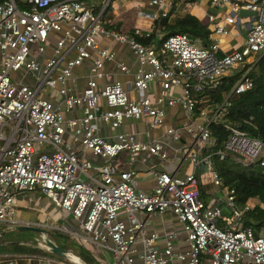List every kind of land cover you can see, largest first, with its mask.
<instances>
[{"label":"built area","instance_id":"obj_1","mask_svg":"<svg viewBox=\"0 0 264 264\" xmlns=\"http://www.w3.org/2000/svg\"><path fill=\"white\" fill-rule=\"evenodd\" d=\"M111 1L100 10L86 0H0V226L20 225L14 219L18 196L39 191L79 227L55 230L81 247L107 252L113 264H264V231L256 237L244 226V216L258 203L237 204L235 190L224 187L211 165L213 157L223 160L229 152L243 165L264 169V140L226 124L221 146L202 155L215 147L210 126L221 121L233 97L253 88L250 72L264 57V0H209L205 11L202 0H131L137 20L148 24L128 32L103 23ZM196 9L204 11L206 23L214 28L208 47L183 34L162 40L160 32L158 45L142 42L155 35L162 20L170 24ZM241 10L255 14L247 16L250 23L239 15ZM230 28L247 30L245 41L224 51ZM99 37L110 45L100 46ZM113 43L130 51L137 63L133 72L117 60ZM89 60L86 85L79 90L72 71ZM107 64L114 71L106 72ZM18 72L23 75L15 81ZM240 72L221 103L196 107L195 95ZM118 74L132 76L131 86L117 80ZM26 76L33 78L32 84L25 83ZM101 80L106 83L100 87ZM154 82L160 84L157 94L150 88ZM43 92L57 93L59 103L53 105ZM174 107L180 109L183 124L164 128L157 139L142 142L121 131L108 141L100 134L102 125L118 130L128 121H145L149 136L163 128L167 109ZM82 108L86 113L80 118L63 116ZM166 138L182 144L191 173L159 171L151 193L137 191L135 171H117L114 160L126 153V164L132 165L146 153L165 161ZM200 170L222 189L220 204L203 199ZM166 211L181 225L185 252H174L176 233H164L159 247L160 234L147 231L153 216ZM226 216L231 220L216 226ZM34 248L48 255L34 256L42 264H72L48 253L40 236ZM13 256L32 261L31 255Z\"/></svg>","mask_w":264,"mask_h":264},{"label":"crops","instance_id":"obj_2","mask_svg":"<svg viewBox=\"0 0 264 264\" xmlns=\"http://www.w3.org/2000/svg\"><path fill=\"white\" fill-rule=\"evenodd\" d=\"M129 2L130 1H128V4H131ZM202 2L206 3V0H202ZM129 7L131 9L132 5H129ZM241 17L244 18L245 20L247 19V16H241ZM139 22L148 24L147 22L141 21V20H139ZM135 27H138V26H135ZM142 28H147V27H142ZM116 29L121 30L123 32H128V31H132L133 28L132 29L127 28L123 30L122 27H119ZM230 30H231L230 36H228L225 40H223V46L225 45L226 47V43H228L227 44L228 49L225 50L224 48H222L224 51H229L231 49L239 48L243 45L245 41V35L243 34L242 30H240L239 32H237L235 28H230ZM98 43L100 46H108L110 45V40L104 37H99ZM111 46H112V49L116 51L117 60L124 61V63H128L130 65L131 71L133 72L137 67V63L134 60L133 56L131 55L130 51L127 48L117 45L115 43H113ZM90 62H91L90 60L85 61L81 67L75 68L72 71L73 76L76 77L74 83L75 85H77V89L79 88V90L85 87L86 85V77L88 74ZM114 69L115 68L113 64H107L105 66L106 72H112L114 71ZM115 78L121 81L122 83L128 84L129 87L131 86L132 76H125V75L118 74L115 76ZM25 80L31 81V83H28V84H32L33 79L30 78V76L29 77L27 76ZM79 80L82 81L83 83L79 84ZM69 83L71 84L72 82L70 81ZM105 83H106L105 80H101L99 82V86L101 87ZM159 86L160 84L158 82H154V84L150 86L154 94H157L159 92L160 90ZM49 94H55V96L58 95L55 92H47L44 96L45 97L48 96L49 98ZM129 96L130 98L134 100L137 99L135 92H133L132 90H130ZM85 113L86 111L82 108V109H76L75 111L69 112V113L64 112L63 116L65 119L80 118ZM182 124H183V118L181 115V111L178 107H174V108L167 109L166 117H165V125L163 126V128L155 130L156 134L154 136L151 135V131L149 133V136H146L144 134L147 129V127L145 126V121L144 122L143 121H140V122L131 121L129 123L127 122L123 127H121V129L116 130V132L120 133L121 131H125V132L134 133L137 140L143 142V141H146L148 137L152 139H157L163 133L164 128L179 126ZM141 125L143 126V130L139 131V126ZM109 130L111 129L108 126L102 125L100 134L106 140L113 141L116 133L113 135H108L107 132ZM185 139L186 138L184 137L183 140ZM166 141L168 142L169 146L166 147V149L168 150V159L165 161L160 160L158 157L143 153L137 157L136 161L132 165H127L126 164L127 159H128L127 154L122 153L118 156V158L114 160L113 166L117 171H125V170H130V169L135 171L136 190L143 192V193H151L152 190L155 188L154 173H157L159 171H166L171 174L175 173L178 176H184V175L190 174L192 171V166H191L190 161L185 157L187 152L181 146L182 144L173 143L168 138H166ZM88 157L92 160V162L94 160L93 163H96V164L100 163V160H98L94 156H91V154L90 156L88 154ZM185 162L189 164V167L186 168V166H184ZM199 173H201L199 177V184H200V191H201L202 197L205 198L210 205L220 204L224 197L222 189L215 187L210 182L208 175L203 173L202 170H200ZM48 204H49V207L46 208ZM62 214L63 213L59 209H57L50 201H48V199L44 195H42V193H40L39 191H36L33 193H25V194L18 196L17 202H16V213H15L14 219L18 221V224H20V226H30V227L38 228L44 231L48 235V237L52 240V238L50 237V234L52 233V231L55 230V227H57L56 225H59V226L62 225L60 223L58 224L56 223V221L59 220ZM38 216L45 218V222L40 223L37 219ZM51 227H53L54 230L51 229ZM78 228H79L78 224L74 222V225L70 229L78 230ZM147 231L148 232L156 231L160 234V239L157 241V244L159 247H163L164 245V240H163L164 233H176L177 238H175V240L173 241L174 252L187 251L185 235L182 231L181 225L177 221L176 217L170 211L164 212L161 216H153V218L150 221V225L147 227ZM2 237L3 236H1V238ZM94 249H97V248H94ZM94 249H92L91 251H93ZM108 256H109V259H111L109 254ZM98 264H105V263L101 262ZM136 264H139V262H136ZM174 264H180V263L175 262Z\"/></svg>","mask_w":264,"mask_h":264},{"label":"trees","instance_id":"obj_3","mask_svg":"<svg viewBox=\"0 0 264 264\" xmlns=\"http://www.w3.org/2000/svg\"><path fill=\"white\" fill-rule=\"evenodd\" d=\"M208 1L206 0V2ZM199 11L202 12L201 10ZM105 12L108 17L113 16L110 7H107ZM195 12L184 15L170 24L162 20L160 27L158 28L157 26L155 30V35L142 42L145 45H149L151 42L154 43L153 38L156 37L157 32H160L162 40L172 35L183 34L193 39H198L201 47H208L212 42L214 28L195 15ZM240 75L241 72L222 77L215 88H205L195 95L196 107H209L221 103ZM250 77L254 83L253 88L233 97L221 121L210 126L211 139L214 141L215 147L204 150L202 155H205L208 150L212 151L221 146L227 136L224 128L226 124L238 127L240 131L252 138L264 140V57L251 70ZM200 99H204L205 103H200ZM213 158L217 160V165L213 169L222 179L224 187L235 190L236 203L239 205H245L249 201L258 203L244 216V226L251 228L254 235L258 237L264 231V169L256 164L243 165L237 162L238 157L235 154L229 152L225 154L223 160H219L216 157ZM53 242L55 241L53 240ZM55 244L76 255L86 264H98L90 256V252L84 250L83 247L78 246L70 239L68 242H55ZM10 252L2 259L1 264H27L26 260L15 259L12 256L15 254H36L40 250L22 245H13ZM30 264L38 263L32 260Z\"/></svg>","mask_w":264,"mask_h":264},{"label":"rangeland","instance_id":"obj_4","mask_svg":"<svg viewBox=\"0 0 264 264\" xmlns=\"http://www.w3.org/2000/svg\"><path fill=\"white\" fill-rule=\"evenodd\" d=\"M106 1L107 0H86V2L89 5H93L97 9H100V10L105 5ZM128 1H131V0H112L111 1V4H110L109 7L111 9V12L114 15L110 16V17H108L106 15L105 18L103 19V23L107 27H109V28L122 27L123 30H124V29H127V28L132 29L135 26H138V27L140 26L141 28L147 26L146 23H142V22H139V20H137L136 12H135V10L130 9L129 5H131V4H128ZM201 8L205 11V10L208 9V5L205 2H201ZM145 10L149 11V10H151V8H145ZM204 11L200 12L199 9H196V12L194 14L199 16L202 20H205L206 16H205ZM246 23H250V21L246 20ZM107 24H109V25H107ZM144 24H146V25H144ZM242 32L245 35L247 30L242 29ZM49 38H51V40L53 39V37H51V36H49ZM223 39L225 40L226 37H224ZM153 42H154L155 46L158 45V43H159L158 38L157 37L153 38ZM227 44L228 43H226V47H225V45L223 46V48L225 50L228 49L227 48L228 47ZM22 75H23L22 72H18L16 74H14V80L15 81L19 80ZM25 81H26L25 83H27V84L31 83V81H29V80H25ZM82 83L83 82L79 80V84H82ZM43 94L45 95L46 93L43 92ZM46 97L48 98V96H46ZM48 99L51 100V103L53 105H56L60 101L59 96L58 95L55 96V94H49V98ZM129 122H131V121H128V123ZM142 130H143V126L141 125V126H139V131H142ZM115 133H117V132H116V130H113V129H111V130H109L107 132L108 135H113ZM155 134H156V131L155 130H151V135L154 136ZM93 162H94V160H93ZM211 165H212L213 168L216 167L217 160L215 158L211 159ZM184 166H186V168H187V167H189V164L187 162H185ZM203 199H205V198H203ZM48 207H49V204L46 206V208H48ZM15 213H16V207H15ZM37 219H38V221L40 223L45 222V218H42L41 216H38ZM230 220H231V217L230 216H226L224 218V220H218V223H216V226H218L220 222L227 223ZM56 223L57 224L60 223L62 225H65L68 228H72V226L74 225V221H73L72 217L69 214H64V215L62 214V216L59 218L58 221H56ZM56 226L59 227V225H56ZM0 232H5L3 237L0 238V262L2 261L3 258L6 257L5 255L11 253L10 251H12V246L13 245L20 244L22 246H26V247H30V248L35 249L34 247L36 246V242H37V240H39V236H40L39 233L33 232V231H18V230H15L12 225L0 226ZM50 237L56 243L65 242V241L68 242L69 239L72 240L73 242H75L73 239H71V237L67 233L62 232V231H58V230H57V232L54 230L50 234ZM75 243L78 245L77 242H75ZM83 249L88 251V252H90V256L95 261H97L98 263L103 262L105 264H113L111 259H109V256H108L107 252H105L103 250H100L98 248L94 249L93 251H91L92 249L88 250L85 247H83ZM45 254L46 253H43V252L40 251V252H38L36 254H31V258H32V260L37 261L38 264H41L37 258H34V256H36V255L48 256V255H45ZM12 257H15V256H12ZM15 259H19V258L15 257Z\"/></svg>","mask_w":264,"mask_h":264},{"label":"water","instance_id":"obj_5","mask_svg":"<svg viewBox=\"0 0 264 264\" xmlns=\"http://www.w3.org/2000/svg\"><path fill=\"white\" fill-rule=\"evenodd\" d=\"M240 16H254L255 14L253 12H249L246 10H241L239 12ZM15 230L18 231H33V232H37L40 234V237L44 243V245L46 246L48 253H50L51 255L60 258V259H64L69 261L72 264H86L84 261H82L79 257L75 256L74 254L70 253L69 251H66L62 248H60L59 246H57L49 237L48 235L38 229V228H34V227H30V226H14ZM5 234V232H1L0 236H3ZM72 259H76V263H74L72 261Z\"/></svg>","mask_w":264,"mask_h":264},{"label":"bare ground","instance_id":"obj_6","mask_svg":"<svg viewBox=\"0 0 264 264\" xmlns=\"http://www.w3.org/2000/svg\"><path fill=\"white\" fill-rule=\"evenodd\" d=\"M72 261L74 262V263H76L77 261H76V259H72Z\"/></svg>","mask_w":264,"mask_h":264}]
</instances>
